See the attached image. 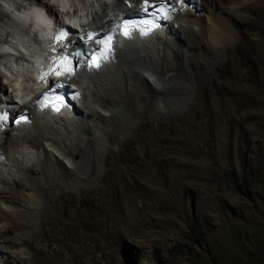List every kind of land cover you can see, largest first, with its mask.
<instances>
[{"label": "rangeland", "instance_id": "374dc122", "mask_svg": "<svg viewBox=\"0 0 264 264\" xmlns=\"http://www.w3.org/2000/svg\"><path fill=\"white\" fill-rule=\"evenodd\" d=\"M247 16L183 111L143 115L108 143L103 182L38 197L30 231L46 264H264V0Z\"/></svg>", "mask_w": 264, "mask_h": 264}, {"label": "bare ground", "instance_id": "6f19581e", "mask_svg": "<svg viewBox=\"0 0 264 264\" xmlns=\"http://www.w3.org/2000/svg\"><path fill=\"white\" fill-rule=\"evenodd\" d=\"M7 1L2 3L12 11L27 5L19 0ZM23 1L45 5L56 15V24L60 23L55 6L56 1L62 0ZM91 1L79 4L80 7L85 4L87 19L93 11ZM155 1L158 0H143V3ZM258 1L195 0L192 8L185 7L174 16L167 27V38H159L139 48L134 42H126L117 47L116 62L112 67L106 66L98 72L82 71L78 79L73 78L82 95V101L76 107L79 115L71 120L57 115L50 121L32 113L33 121L29 126L10 128L2 134L5 140L0 144L4 155L0 164V264L47 263L44 250L33 243L37 236L30 231L35 217L44 210L38 197L41 196L45 203L49 200L48 193L76 192L92 187L95 181L103 182L105 175L99 172L98 163L101 158L111 155L108 143L122 146L121 138L136 127V121L143 123V115L170 118L176 109L183 111L180 100L183 101L185 93L196 86L194 82L198 77H216L222 71L224 56L239 47L232 18L248 17L247 12ZM71 3V6L63 5L60 12L65 18L80 21L85 15L74 1ZM100 5L104 15L98 20L92 18L95 31H100L104 21L108 22L115 11L126 12L135 5H142V0H115L112 9L105 7V3ZM36 7L27 6L26 9H40ZM1 12L6 19L0 17V28L8 23L18 27L15 21L8 20L5 12ZM34 31V41H47L45 29ZM7 34L0 30V35ZM35 49L41 51L43 46L36 43ZM29 52L31 49L16 58L24 60ZM13 63L11 68L15 71L18 67L15 68ZM5 64L6 61L0 60V66ZM1 73V77H10L8 72ZM14 85L26 94V97L17 98L16 105L33 108L38 95L29 90L25 80L15 78ZM165 93L177 104H172ZM109 187L115 191L124 189L123 184Z\"/></svg>", "mask_w": 264, "mask_h": 264}, {"label": "clouds", "instance_id": "9594fccd", "mask_svg": "<svg viewBox=\"0 0 264 264\" xmlns=\"http://www.w3.org/2000/svg\"><path fill=\"white\" fill-rule=\"evenodd\" d=\"M71 1L81 13L85 16L80 21L72 18H65L61 14L60 10L63 5L68 4L71 6ZM86 0H62V2L56 1V10L59 12L60 23L56 24V15L50 13L45 5L37 4L34 2H25L26 6H20L16 10L12 11L7 9L6 5L0 0V10L5 12L9 17L8 20H13L18 24V27L6 24L2 26L0 30L2 33L8 32L7 35H0V60L6 61L5 65L0 66V110L5 109L6 104H12L14 111L26 110L28 112L29 123L20 125L18 127L12 126V124L6 125L1 131L0 144L5 140V136H2L4 132H8L10 128H20L21 126H29L33 121L34 113L36 116H44L50 121L57 115H62L65 119L71 120L76 114L79 115V111L76 110L77 105L82 101V95L72 79H78L80 73L83 71H96L98 72L102 68L113 66L116 62V51L118 46H124L126 42L136 44L135 47L139 48L146 44H151V41H156L159 38H167L169 31L167 27L171 25L174 16L179 14L185 7L192 8L195 0H158L154 3L144 2L145 5H151L145 7L153 9L154 12H141L142 5H135L129 8L126 12L115 11L113 15L109 16V21L105 22L101 26L100 31H95L92 18L98 20L104 13L102 12V3H105L107 8H115V0H92L90 6L93 11L88 16L84 11V5L80 7V3ZM27 6H37L36 8L27 10ZM162 6V7H161ZM164 13L162 19L154 25L153 29L146 31V26L153 24L154 19L157 18V14ZM29 13V15H27ZM40 16V17H39ZM166 19L164 20V18ZM7 20V21H8ZM53 22L54 24H50ZM123 23V24H122ZM52 25L53 29L49 32V26ZM135 25L136 27H133ZM35 29H45L47 41L41 40L40 42L34 41L33 34ZM62 30L68 34L67 37H63L60 34ZM26 38V40H23ZM109 39L110 49L106 59H99L97 66L88 68L83 62L89 60L95 53L96 40ZM66 41L65 45L71 47L73 50L81 51L85 56L83 58H74L72 61L74 74L68 73L59 74L56 70L60 67L69 66L71 60L62 55L61 46ZM43 46L41 51L35 49V44ZM134 47V48H135ZM31 49L27 57L24 60L16 58L17 55H25L26 51ZM131 56V55H130ZM16 68L12 71L11 63ZM33 62H37L43 72V77H46L45 84L40 85L32 77L35 70ZM19 64V66L17 65ZM10 73V77H1L2 73ZM10 71V72H9ZM25 80L28 84V88L34 91L38 96L33 103V108H29L26 105H16V100L19 97L25 96L21 89H17L14 85V79ZM58 80L64 85L66 91L73 87L77 99L71 100L67 105H63L64 102L58 100L60 105L57 110L50 109L48 106L39 108L38 97L40 93L51 90L54 86V81ZM47 81V82H46ZM90 86V85H88ZM8 88V89H6ZM4 97V99H3ZM26 97V96H25ZM10 101V102H9ZM7 102V103H6ZM9 102V103H8ZM4 159V155L0 150V164ZM1 166V165H0Z\"/></svg>", "mask_w": 264, "mask_h": 264}, {"label": "snow or ice", "instance_id": "6c2138e0", "mask_svg": "<svg viewBox=\"0 0 264 264\" xmlns=\"http://www.w3.org/2000/svg\"><path fill=\"white\" fill-rule=\"evenodd\" d=\"M146 6H147V7H150L151 5H145V4L143 3V0H142V7H141V10L144 11ZM161 7H162V6H161ZM133 27H136V26L133 25Z\"/></svg>", "mask_w": 264, "mask_h": 264}]
</instances>
